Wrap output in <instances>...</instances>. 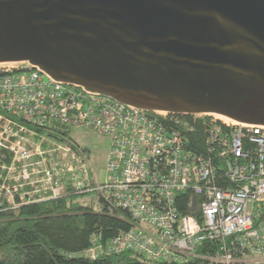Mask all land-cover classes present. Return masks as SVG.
Returning a JSON list of instances; mask_svg holds the SVG:
<instances>
[{"label": "built area", "instance_id": "2783aa9c", "mask_svg": "<svg viewBox=\"0 0 264 264\" xmlns=\"http://www.w3.org/2000/svg\"><path fill=\"white\" fill-rule=\"evenodd\" d=\"M216 116L149 111L29 62L0 63V211L96 194L135 227L105 244L94 236L89 257L134 251L144 264H264V125ZM187 117L203 125L204 151L175 124L189 126ZM57 128L109 139L105 180ZM184 193L192 213L180 210ZM206 243L219 249L203 251Z\"/></svg>", "mask_w": 264, "mask_h": 264}, {"label": "water", "instance_id": "95a60500", "mask_svg": "<svg viewBox=\"0 0 264 264\" xmlns=\"http://www.w3.org/2000/svg\"><path fill=\"white\" fill-rule=\"evenodd\" d=\"M123 104L264 125V0H0V63Z\"/></svg>", "mask_w": 264, "mask_h": 264}, {"label": "trees", "instance_id": "16d2710c", "mask_svg": "<svg viewBox=\"0 0 264 264\" xmlns=\"http://www.w3.org/2000/svg\"><path fill=\"white\" fill-rule=\"evenodd\" d=\"M190 118L187 117L189 126L187 121L175 124L188 135L194 149L204 151L203 125ZM56 130V136L90 153L67 131ZM89 195L92 197L87 200L85 194H66L58 199L28 204L17 212L0 211V264H144L141 255L134 251L96 258L85 255L93 246L94 236L98 243L105 244L135 227L128 212L115 210L110 213L101 197ZM188 196L184 193L178 197L183 213H192L187 211ZM99 202L103 205L101 209ZM216 249H219L216 243H206L203 247V251L212 253ZM208 263V260L195 258L179 264Z\"/></svg>", "mask_w": 264, "mask_h": 264}, {"label": "rangeland", "instance_id": "374dc122", "mask_svg": "<svg viewBox=\"0 0 264 264\" xmlns=\"http://www.w3.org/2000/svg\"><path fill=\"white\" fill-rule=\"evenodd\" d=\"M216 116V115H215ZM217 117V116H216ZM218 118V117H217ZM74 137L90 151L94 170L99 174V179L106 178V163L108 153L110 151V141L108 138L97 135L95 133L77 131ZM91 195L85 196V199L91 198ZM94 197H98L96 194ZM102 203L99 202V209L102 208Z\"/></svg>", "mask_w": 264, "mask_h": 264}, {"label": "bare ground", "instance_id": "6f19581e", "mask_svg": "<svg viewBox=\"0 0 264 264\" xmlns=\"http://www.w3.org/2000/svg\"><path fill=\"white\" fill-rule=\"evenodd\" d=\"M217 117H218L219 119H222V120H228V121L234 122V121L230 120L229 118L224 117V116H221V115H217ZM234 123H235V122H234Z\"/></svg>", "mask_w": 264, "mask_h": 264}]
</instances>
